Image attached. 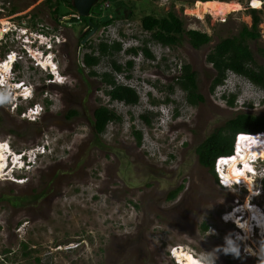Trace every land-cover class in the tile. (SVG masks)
Masks as SVG:
<instances>
[{"label":"rangeland","instance_id":"rangeland-1","mask_svg":"<svg viewBox=\"0 0 264 264\" xmlns=\"http://www.w3.org/2000/svg\"><path fill=\"white\" fill-rule=\"evenodd\" d=\"M55 1L0 0V30L5 33L8 29L4 38L0 36V60L11 49L22 47V39L16 43L15 38L21 35L14 31L19 23L45 33L47 28L56 29L65 39L56 49V63L66 82L45 86L44 71L29 72L31 80L41 85L34 101L47 107L36 121L21 113L25 104L18 112L12 109L14 95L6 101L0 96L2 153L21 152L44 142L50 151L28 171L14 172L24 179L21 183L10 177L12 172L4 169L7 159L0 157V197H7L0 201V264H178L171 252L181 249L193 253L203 264H264V252L258 246L262 231L256 232L255 239L235 240L237 226L222 219L232 208L240 186L221 188L196 153L209 134L238 113L264 115L262 93L248 81L229 75L226 83L212 92L216 71L207 61L218 42L238 36L244 25L252 26L249 9L253 7L262 17L261 35L248 38L247 43L257 63L264 66V0H214L223 8L224 18L212 17L205 9L207 0H98L103 7L98 12L97 3L92 7L96 16L111 15L113 10L128 13L103 26L85 43L82 38L87 28L82 22H66L71 15L64 16L62 23L56 20L60 17L52 13ZM68 2L61 6L62 14L74 11ZM170 11L183 19L187 30L207 32L212 41L195 49L187 35L175 47L162 48L150 40L147 45L154 60L142 50L136 56L124 52L130 46H143L150 38L142 25L145 15L161 17ZM44 39L27 46L40 51L38 42ZM102 41H119L122 50L102 56L93 68L100 76H92L84 56ZM112 60L123 66V74H115L118 82L137 89L141 97L137 105L109 102L105 93L108 85L101 74L113 72ZM128 60L133 61L130 69ZM11 63L0 67H10ZM184 63L197 72L204 102L191 105L176 83ZM20 72L26 74V68L21 66ZM169 85H174L173 92ZM165 97L182 102V115L170 124L164 118L162 126H169L157 129L160 120L148 110V101ZM101 105L113 109L121 121L110 123L96 136L93 114ZM73 110L77 114L71 117ZM142 115L149 116L151 124ZM135 131L141 132V142ZM231 169H226L229 178L235 176ZM180 185L183 188L170 200L169 192ZM242 191L239 198H250L264 207V193L251 199L253 190L244 187ZM15 196L27 199L14 205L8 198ZM25 251L30 254L25 255ZM231 257L234 260L229 262Z\"/></svg>","mask_w":264,"mask_h":264},{"label":"trees","instance_id":"trees-1","mask_svg":"<svg viewBox=\"0 0 264 264\" xmlns=\"http://www.w3.org/2000/svg\"><path fill=\"white\" fill-rule=\"evenodd\" d=\"M52 0H47L50 2ZM69 1V6L74 9L73 12L68 13L73 16L69 23L85 22V25H89V29L84 31V37L96 26L102 25L107 27L109 24H113L115 19L124 16L127 13L120 12V10H113L111 15L108 16H96L95 13L89 17L79 16L77 10L74 8L72 0H61L60 2ZM214 1V0H207ZM100 7V3H97L96 12ZM249 13L252 15L253 23L251 27L247 25L243 26L242 31L238 36H231L222 39L218 42L214 49L207 55V61L213 66L216 73L211 85V91L215 92L216 88L226 83L227 78L231 72L238 73L249 82L264 89V66L259 65L254 57V52L247 43V39H257L260 37L259 24L262 21L259 10L251 7ZM62 14V13H61ZM66 13L62 15H68ZM142 25L145 30L150 32L151 39L145 40V44L140 47H130L124 50L127 54H139L142 50L148 58L155 59L152 51L148 47V41L152 40L163 46L175 47L182 43L184 36L187 35L189 43L195 48L200 49L202 46L209 44L212 41V36L207 32L200 31L198 29L185 28V24L182 18H180L174 12H168L166 16H156L155 14H147L142 18ZM84 38H82L83 40ZM82 43V41L80 42ZM138 48V49H137ZM142 48V49H141ZM92 50L86 53L84 56V62L92 68L90 74L92 76H98L99 73L94 70L95 66H98L101 57L107 54H114L122 50V44L119 41H114L112 44L108 41H102L98 47L92 46ZM130 52H129V51ZM264 52V49L262 50ZM138 52V53H137ZM98 54V55H97ZM113 72H105L101 74V79L108 87H105V93L111 97V100L123 101L128 105H137L140 101V95L136 88L131 85L118 82L115 74H123V66L116 60H112ZM128 69L132 68L133 61L128 60L126 63ZM180 75L176 77V83L179 84L182 90L186 92L187 101L191 105H196L205 101V96L199 92L198 87V74L192 68L190 64L184 63L180 68ZM100 76V75H99ZM169 91H174V85L168 86ZM226 95H224L225 97ZM235 96L230 100V103H234ZM169 100V99H168ZM264 101V100H263ZM70 116L77 114V111L73 110ZM94 120L92 121L93 127L97 135L104 133L110 122H120L121 117L117 115L113 109L106 106H99L94 111ZM148 124H151V119L147 115H142ZM264 131V115H257L253 113L240 112L235 117L227 120L224 125L217 127L211 134H209L196 148L199 162L202 166L207 168L209 172L214 176L217 183L219 182L215 172V163L219 157L231 156L234 152V144L237 138L241 135H256ZM137 139L141 142V132L135 131ZM99 139V138H98ZM98 143L101 142L98 140ZM246 144V141L243 143ZM242 144V145H243ZM242 145H239L240 149ZM183 185H180L174 190L169 192L168 198L174 199L181 191ZM3 198L0 197V201ZM27 199L26 197H9L14 205H19ZM208 225H204L206 230ZM27 247V245H24ZM25 255H29L30 251L24 252ZM40 260V259H38ZM234 260L233 257L229 258V262Z\"/></svg>","mask_w":264,"mask_h":264},{"label":"clouds","instance_id":"clouds-1","mask_svg":"<svg viewBox=\"0 0 264 264\" xmlns=\"http://www.w3.org/2000/svg\"><path fill=\"white\" fill-rule=\"evenodd\" d=\"M68 15H71V17L73 16L72 14H68ZM68 15H64V16H68ZM59 22L62 23L63 20L59 21ZM110 25H112V24H109L108 26H110ZM29 27L30 26L28 24H25L24 22H22V23H19L18 26L16 25L14 28V31L17 30V32L20 33V35H21V37L15 36V38H16V40L22 39V42H21L22 47H20L19 49H16V50L11 49V51L9 52V53H11L10 56L12 54H15V60L13 61L12 66L9 68V70L7 72H4L3 68L0 67V96H1V100L6 101V100H9L10 97H12V95H14L10 100V104L13 105L12 109H14L18 112L21 107H24V104H25L26 108L21 113L23 115L28 116V118H27L28 120L36 121L37 119H39L41 116H43L45 114L47 107L44 103L34 101L36 98V93H37V91L41 85L37 84L31 80V74H29V72H32L33 70L44 71L45 75H46L45 76L46 77L45 82H44L45 86L47 84H55V85L61 86V85L65 84L66 82H65V80H63L64 74H61L57 63H56V69H53L52 67L47 68L45 66L39 65L38 60L34 56V53L39 54V58L41 61H42V59H44V61H45L46 58H49L51 61L56 62V58H57L56 49L65 43V39L61 38V36L58 34L56 29L52 30L50 28H47L48 31L45 33L42 30L35 31L33 29H30ZM42 27H44V26H42ZM7 32H8V30L4 34H7ZM34 34H36L35 38H34ZM4 36L5 35H3L2 38H4ZM42 37H45V42H43L44 43L43 45L40 44L42 47V49L40 51L36 50L33 45L27 46V43L34 44L36 42V39H40ZM149 39H151V37L147 38V40H149ZM33 40H34V42H31ZM157 44L162 48L169 47V46H163L162 44H159V43H157ZM130 47H134V46H130ZM126 49H128V48H125L124 50H126ZM128 55L130 56V55H132V53L128 54ZM134 56H136V55H134ZM6 59H7V57L6 58L3 57L2 60H4V61L0 60V65H2L6 61ZM21 66L26 68V74H24V73L22 74V72H20ZM119 74H121V73H119ZM230 75H232L234 78H241L245 81H248L247 79H245L244 77H242L238 73L236 74L234 72H231ZM249 83H251V82H249ZM251 84L254 85L255 87H257L261 91L262 96L260 98V102L261 101L263 102V100H264V89L256 86L253 83H251ZM220 86H222V85H220ZM27 90L28 91L30 90L28 94H26ZM149 93L150 92H147V94H149ZM47 96L49 97V94ZM108 97H109L108 100L110 103L119 102L122 104H126L123 101L111 100V97L109 95H108ZM45 100H48V99H45ZM148 103L150 105L148 110L157 118L158 121L160 120V124H158L157 129H163L162 127H164L166 129V127L169 126L167 124L172 123L174 118H179L182 115L181 110L179 108L182 102L180 100H177V98L165 97V98L157 99L154 101H148ZM126 105H128V104H126ZM129 106H134V105H129ZM22 117L24 118V116H22ZM164 118H166L168 120L167 124L165 125L166 127L162 126V124H161V122L164 123ZM110 123H112V122H110ZM240 138H247L248 141L247 140H245V141H247L248 143L246 142V144H243V148L241 149V151H242L241 155H239V154L237 155L235 150L237 148V145H239L238 140ZM263 138H264V131L259 133V134H256V135H241V136H239L237 138L235 144H234V152L232 154V155H234L235 159L231 163H233L234 161L237 162V164H236L237 169L236 170H238L239 174H241L243 172V174H241L242 176L250 177L252 179V185L253 186L252 185L251 186L255 188V189H253V188L252 189H253V193L256 194L255 196L254 195L252 196L253 198H255V197L260 198L264 193V145L262 143H260L261 139H263ZM48 147H49L48 143L44 142L43 144L37 145L36 147L30 148V149H27V150H24L21 152H13V153L6 152V153H9L10 158H7V164L5 165L4 169H8L9 172L11 171L12 174L10 177H12L14 181H18L17 183H21L22 180H24V179L22 178V176H14V172L16 171V172L24 173V171H28V169L30 167H33L36 164V162L39 160V158L41 156H44L47 152L48 153L50 152L48 150ZM246 148H247V150H245ZM254 151H257L258 154L257 155L254 154L253 153ZM245 152H249L251 154H249L248 157H246L245 163H244V161L242 159L245 157V156H243V155H245ZM222 157H230V156H222ZM18 160H22L20 164H19ZM8 166H9V168H8ZM228 168H229V166L227 167V169ZM241 175H239L237 182L234 181L233 188L236 186H238V187L240 186V188H242V189L244 187H246L250 191H252L250 188L251 187L250 184L248 182H246L245 179L243 177H241ZM218 184H219V182H218ZM256 207L259 210H261L258 206H256ZM235 208L236 207H234L233 210ZM261 211L264 214L263 210H261ZM226 215L227 214H223L222 219ZM225 222L226 223H233L234 225H236V223H237L236 220H231L229 222L225 221ZM254 224L256 226L253 227L251 237H253L255 239L256 238V232L258 233V231L260 232V230L262 231V229L260 226L257 225L256 221L254 222ZM241 231H239V232L237 231L234 234L235 240H243L242 236H243L244 230L241 228ZM237 233H240L241 237H236ZM251 237H249L248 240H250ZM260 238H261V240H259ZM259 239H258V241H259L258 246L261 247L263 242H264V230L259 233ZM251 241L253 242L252 239H251ZM258 246L256 245L257 248H258ZM171 255L174 259L177 258L174 250H173V252H171ZM177 260H178V258H177ZM177 263L181 264L179 261H177Z\"/></svg>","mask_w":264,"mask_h":264},{"label":"bare ground","instance_id":"bare-ground-1","mask_svg":"<svg viewBox=\"0 0 264 264\" xmlns=\"http://www.w3.org/2000/svg\"><path fill=\"white\" fill-rule=\"evenodd\" d=\"M256 5H259V3L256 2ZM205 9H207L208 12L214 18H220V17L224 18V10H223V8L220 5H218V3L215 2V1L206 2L205 3ZM1 34L3 35L2 30H0V36H1ZM19 35H20V33H19ZM42 38H44V37H42ZM43 42H45V39L41 40L38 43L43 45L44 44ZM16 43H17V40H16ZM34 56L38 60L39 65L45 66L47 68L52 67L53 69H56V64H55L56 62L55 61H51L49 58H46L45 61H44V59H42V61H41L40 58H39V54L38 53H34ZM14 60H15V54L12 57V64H13ZM3 68H4V72H7L10 67L7 66V67H3ZM243 142H244L243 139L241 141H239V145L241 143H243ZM260 143H262L264 145V138L261 139ZM5 144L10 148V146L7 143H5ZM1 148H2V146H0V149ZM242 148H243V146L239 150H241ZM245 150H247V148ZM249 152H245V155H243V156H245L242 159L244 161V163H245L246 157H248V155L251 154ZM0 153H2V150H0ZM253 153L256 154V155L258 154L257 151H254ZM0 157L7 159L6 152L4 151L2 153V155L0 154ZM236 164H237L236 161H234L233 163H230L229 168H232V169L229 170V172L234 174L236 177H239V175L243 174V172L241 174H239L238 170H236L237 169ZM225 169H226V167H225ZM235 176H232V177L234 178ZM241 177H243L245 179V181L250 184V186L252 185V179L250 177H246V176H242V175H241ZM235 181L237 182V180H235ZM250 188H251V190H253L252 187H250ZM254 195H256V194H254ZM250 197L252 199V195H250ZM249 199L250 198H248V200L246 202L244 201L245 203H244L243 206H238L234 210L231 209V210L225 212L224 214H227V215L224 216V218H223V220L225 219L224 221H228V222L231 221V220H236L239 223L240 227L244 230L243 239L246 238V240L249 237H251V233L253 231V227L256 226L254 224L255 221L257 222V225L261 227L262 231L264 230V214L262 213L261 210H259L256 207V205L255 206L252 205V202H250ZM242 213L243 214L246 213L247 216L245 215L244 217L239 218L238 216L241 215ZM244 234L246 235V237L244 236ZM260 249H261L262 252H264V242H263V244H262ZM251 251L253 253V249H251ZM175 253H176L175 254L176 257L178 258V260H179V262L181 264H203V262L201 260L197 259L193 255V253L191 254L190 251H185V249L177 250Z\"/></svg>","mask_w":264,"mask_h":264},{"label":"flooded vegetation","instance_id":"flooded-vegetation-1","mask_svg":"<svg viewBox=\"0 0 264 264\" xmlns=\"http://www.w3.org/2000/svg\"><path fill=\"white\" fill-rule=\"evenodd\" d=\"M45 1L47 2V0H45ZM60 1H61V0H56V1H55V3H54V5H55V6H54V10H53V12H52V13L54 14L55 17H56V15H59L60 18H59V19H56V20H58V21H62V18H63L64 15L61 14V12H60L61 9H60V8H61V6H62L63 4L66 3V2H60ZM50 2H51V1H50ZM51 5H52V4H51ZM83 25L85 26V28H87V30H88L89 27H90L89 25H85V22H83ZM102 27H103L102 25H101V26H100V25L96 26L97 30L95 31V33H96L97 31H99ZM7 30H8V29H7ZM5 32H6V31H5ZM2 33L4 34V29H3ZM8 52H9V51H8ZM8 52L6 53L7 55L5 54V55L3 56L4 58L7 57V59H6V61H5L4 63L12 62V57L10 56V53H8ZM9 56H10V57H9ZM8 57H9V58H8ZM2 61H4V60H2ZM4 63H3V64H4ZM11 66H12V63H11V65H10V67H11ZM46 86H51V87L54 86V87H57L58 85H55V84H47ZM238 190H239L240 193L238 192ZM238 190H237L238 193H236V196L233 197V206H232L231 209H233L234 207L243 206L244 203L248 200V199H247V200L245 201L244 197H240V198H239V196H241L244 192L242 191V188H240V189H238ZM248 195H250V194H248ZM240 201H245V202L242 203V202H240ZM250 202H252L253 205L258 206L261 210L264 211V207H263L262 204L259 205L258 203L253 202V201H251V200H250ZM236 204H237V205H236ZM231 209H229V210H231ZM245 215H246V213H244V214L242 213V214L239 215L238 217L241 218V217H244ZM236 226H237V228H238L237 231H241V227H240V225H239L238 222L236 223Z\"/></svg>","mask_w":264,"mask_h":264},{"label":"built area","instance_id":"built-area-1","mask_svg":"<svg viewBox=\"0 0 264 264\" xmlns=\"http://www.w3.org/2000/svg\"><path fill=\"white\" fill-rule=\"evenodd\" d=\"M103 5H100L99 9H102ZM247 140V138H240L238 141H241V140ZM248 141V140H247ZM246 141V142H247ZM248 143V142H247ZM239 144V142H238ZM239 148V145H237V148L235 150V152L237 153V155H241V150L238 149ZM235 159L234 155H231L230 157H220L216 164H215V172H216V175L219 179V186L221 188H231L234 186V181L237 180L238 181V177H232V178H229L228 175V169L227 167L229 166V164ZM226 167V169H225ZM236 237H241V234L240 233H237L236 234ZM248 249H245L244 250V253H248L247 251Z\"/></svg>","mask_w":264,"mask_h":264},{"label":"water","instance_id":"water-1","mask_svg":"<svg viewBox=\"0 0 264 264\" xmlns=\"http://www.w3.org/2000/svg\"><path fill=\"white\" fill-rule=\"evenodd\" d=\"M98 0H73V6L78 11L80 16L89 17L91 15L92 7L97 3ZM97 30L94 27L83 39V43H85L86 39L92 36Z\"/></svg>","mask_w":264,"mask_h":264}]
</instances>
